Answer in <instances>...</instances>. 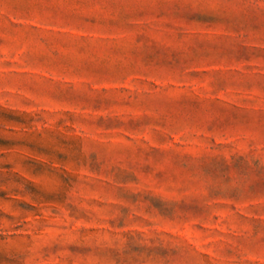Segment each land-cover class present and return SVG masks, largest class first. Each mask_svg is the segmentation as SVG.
<instances>
[{
	"label": "rangeland",
	"instance_id": "374dc122",
	"mask_svg": "<svg viewBox=\"0 0 264 264\" xmlns=\"http://www.w3.org/2000/svg\"><path fill=\"white\" fill-rule=\"evenodd\" d=\"M0 264H264V0H0Z\"/></svg>",
	"mask_w": 264,
	"mask_h": 264
}]
</instances>
